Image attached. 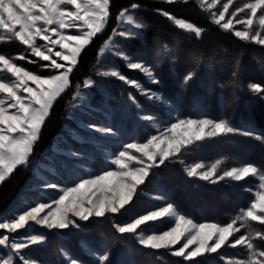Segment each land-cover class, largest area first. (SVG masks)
Segmentation results:
<instances>
[{"label": "snow or ice", "instance_id": "obj_1", "mask_svg": "<svg viewBox=\"0 0 264 264\" xmlns=\"http://www.w3.org/2000/svg\"><path fill=\"white\" fill-rule=\"evenodd\" d=\"M162 2L174 5L187 3L188 0H162ZM219 2L220 0H199L200 4L207 5L209 9ZM232 4L233 0H227L221 5L222 10L212 13L214 23L242 41L264 46V0H254L234 11H229ZM62 5H70L73 10L61 7ZM139 7L140 5L133 3L130 9L124 8L119 13L117 22L127 23L132 27L119 31L113 29L117 36L127 40L140 35L139 30L144 29L146 25L136 22L130 14L131 10ZM108 9L109 0H0V29L7 33L0 35V41L12 39L19 41L31 50L32 56L47 62L40 65L41 68L50 70L47 76L40 75L0 54V71L7 72L12 77L7 81L0 78V183L6 181L18 166L28 167L34 146L40 140L42 128L50 116L54 103L69 87L70 73L77 64L81 52L93 37L102 32L108 21ZM245 10H248V15L240 18L238 13H243ZM156 11L179 30L194 34L198 39L201 38L204 32L201 27L183 18H177L169 11L163 9ZM258 12H260L259 27L256 28L254 18H257ZM240 24L244 25L243 30L236 28V25ZM66 29H75L77 34H65L61 31ZM53 36L56 38L53 39ZM37 39L45 43L37 44ZM111 40L112 38L109 37V41ZM57 47L58 50L54 51ZM113 49L117 57L126 61L128 69L139 71L153 84L160 83L151 64L135 60L120 50L116 44H112L109 50ZM103 51L104 49H101V52ZM57 58L65 63L58 62ZM18 59L23 61L26 57L20 55ZM100 75L118 78L147 99L164 102L161 93L146 89L140 81L130 79L116 69L102 72ZM235 75L234 72L233 76ZM191 78L192 74H187L184 82L187 83ZM93 86L95 81L91 79L84 81V88ZM248 88L255 94H264V87L260 84L252 83ZM128 97L139 107L135 96L129 93ZM73 99L82 100L83 96L77 91ZM74 107L79 109L81 105L74 104ZM84 107L87 108V105ZM140 118L150 121L153 116L145 114ZM74 119L85 131L95 132L101 136L116 135V131L110 126L91 124L80 120L79 117ZM178 129L181 130L179 133ZM65 131L70 129L66 128ZM228 135H241L264 141V136L257 135L254 130L235 127L226 120H216L206 116L199 119H179L170 123L159 135H152L146 143L124 144L122 150H118L110 159V163L117 166V170H106L93 178L80 179L70 186L45 181L37 190L44 192L54 189L60 193L58 198L49 202L29 203L24 210L0 220V230L17 233L18 230L30 228L32 224L48 230H64L69 226L78 228V220L88 221L93 216L104 217L107 213H121L139 195V186L145 183V178L153 168H158L170 160L184 164L181 156L190 145L211 137ZM130 150H134L139 155L132 154ZM67 155L84 159L82 154L75 151H69ZM132 162L139 166H131ZM220 165V160H216L211 165L203 163L187 165V176L212 184L225 178L241 181L248 177H259L260 181V191L254 192L255 198L250 205L242 208L240 214L231 223L223 226L217 223H194L191 218L178 212L173 202H166L156 209L134 217L130 222L116 225L118 232L137 233L141 226L167 219L171 220V223L159 233L153 232L149 235L140 233L139 243L151 249L172 250L171 255L183 257L186 261H191L204 253H216L225 246L230 248L239 246L247 250L248 258L238 261V264H264V250H260L252 242L254 238L264 241V232L256 231L254 237L248 233L235 235L240 233L242 228L249 227L250 221L264 225V171L253 163H245L218 174ZM156 199L167 200L165 196H158ZM45 239L41 234H29L24 237L0 234V248L9 250L6 255L0 253V264H16L14 257L18 258L19 264H36L34 260L26 257L24 250L43 244ZM178 244L180 246L175 247ZM98 258L106 261L108 255L105 253ZM70 264H79V262L70 259Z\"/></svg>", "mask_w": 264, "mask_h": 264}, {"label": "trees", "instance_id": "obj_2", "mask_svg": "<svg viewBox=\"0 0 264 264\" xmlns=\"http://www.w3.org/2000/svg\"><path fill=\"white\" fill-rule=\"evenodd\" d=\"M133 3L140 7L131 10L132 14L146 27L139 36L123 40L122 44L125 52L151 64L154 74L160 79L159 84L149 82L139 71L128 69L122 59H118L119 66L117 61L112 63L111 60L99 59L102 45L118 24L117 16L124 8L130 9ZM157 9L169 11L176 17L201 27L204 29L201 38L179 30L161 16ZM108 10L109 21L106 29L93 37L81 52L70 74L69 87L54 103L29 162L53 144L67 119L77 86L92 77L94 69L99 65L106 68L116 64L127 77L139 79L145 86L158 88L173 103L174 112L178 116L225 119L235 127L251 129L257 135L264 136V94H255L248 88L252 83L264 87V46L242 41L230 31L222 30L197 0L174 5L163 3L162 0H109ZM2 46L7 48L3 51L5 54L25 66L41 73L49 71L40 67L46 62L32 55L29 56L30 60L36 63H29L30 60L27 59L19 60L18 55L29 51L19 41L3 43ZM189 73L192 78L185 83L184 77ZM110 89L116 96L111 94L113 99L125 97L129 92H133L136 98L139 96L138 91L131 86H114ZM227 155L229 160L254 162L264 171V141L241 135L211 137L189 146L181 156L184 164L176 160L166 161L156 169V175L151 173V180H146L140 188L155 187V183L159 182L196 221L231 223L240 214V210L248 207L255 198L257 177H248L241 181L225 178L212 184L187 176L185 168L187 159L194 162L205 159L214 161ZM31 175L29 167L18 166L0 184V214L6 212L14 199L21 194ZM177 185L180 187L178 190ZM138 193L134 202L121 213L90 217L88 221L78 220V228L71 226L70 229L59 230L57 252L68 251L79 264H226L222 259L224 254L232 253L235 256L236 249H244L239 246H225L211 255L204 254L199 259L186 261L183 257L171 255L172 250L151 249L141 245L135 233L120 234L115 226L128 222L143 210L147 195L141 191ZM249 227L250 233L264 232V225L257 223L255 227ZM71 242L79 245L78 253L71 248ZM260 244L264 250V241H260ZM90 252L95 255H90ZM105 253L108 259L99 260L98 257ZM64 264H67V259Z\"/></svg>", "mask_w": 264, "mask_h": 264}, {"label": "rangeland", "instance_id": "obj_3", "mask_svg": "<svg viewBox=\"0 0 264 264\" xmlns=\"http://www.w3.org/2000/svg\"><path fill=\"white\" fill-rule=\"evenodd\" d=\"M197 1L199 2V0ZM226 2L227 0H220V2L211 9H209L207 5H202L200 3L199 4L210 15L211 19L213 20L212 13L216 12L217 10H222L221 5ZM252 2H254V0H233V4L230 5L229 11H234L236 8L242 7L245 3H252ZM61 7H67L69 10H73L70 5H62ZM130 14L133 16L136 22L141 23L139 20H137L134 17L132 12ZM246 15H248V10H245V12L243 13H238V16L240 18H244ZM259 15L260 12H258L257 18H254V26L256 28L259 27V20H258ZM108 21H109V16H108ZM108 21L102 31L106 29ZM53 27L56 26L53 25ZM130 27L132 26L128 25L127 23H122V24L118 23L117 26L114 27V29L119 31ZM236 28L239 30H243L244 25L242 24L236 25ZM61 31H63L65 34H77V31L75 29H66ZM139 31L141 34L143 29ZM0 35H7V33L4 30L0 29ZM110 37L112 38V40L109 41L108 38L102 45L101 49H104V51L101 52L100 49L99 59L100 61H105V60H111V62L117 61L116 63L119 66L118 59H122V58L117 57L114 54L115 49L113 50H109V49L112 48V44H116L119 46L120 50L125 52V48L123 47L122 44L123 40L125 39L117 36L114 32H112ZM55 38L56 37L53 36V39ZM14 40L15 39L0 41V54L5 55L6 57L12 59L14 63L26 68L29 71L47 76L50 70L47 73L38 72L36 70H33L25 66L22 62H18L15 58H12L11 56L3 52L7 48L5 46H2V44L7 42H12ZM44 43H45L44 41H40L39 39H37V44H44ZM106 44L108 45V47H106ZM28 50L29 51L26 54H21V55H24L27 60H30L29 56H31L30 54L31 50L30 49ZM55 50H58V47L54 49V51ZM125 53L133 57L137 61L145 62L141 58H137L133 56L132 53H128V52ZM19 56L20 55H18L17 57ZM57 61L60 63H65L63 61H59V58H57ZM117 65L114 64L112 67L108 66L106 68L104 65L97 66V68L94 69V74L92 75V77L87 78L95 81V86L86 89L83 87L84 83L80 85L77 91L81 93L83 99L82 100L77 99L75 101L73 99L71 104L72 106L68 112L67 119L65 120L61 132L58 133L57 136L55 137L53 144L50 147L46 148L41 154L36 156L34 160L29 162L28 167L29 170L32 172V175L29 178V180L26 182L25 186L23 187L21 194L14 199V202L10 205L9 208L6 209V212L0 214V220L6 217H10L13 213H18L19 211L24 210L29 203L49 202L53 199H57L60 193H58L54 189H48L47 191L44 192L37 190L38 187L41 186L45 181L54 182L62 186H70L73 183L78 182L80 179L93 178L96 175L102 174L106 170H117V166L111 164L110 159L113 157L114 153H116L118 150H122V146L124 144L146 143L147 139L150 138L152 135H159V133L163 131L165 127L169 126L170 123L176 122L179 119H186V118L199 119L201 117H205V116H201V117L178 116L174 112L175 106L173 105V103L170 102L166 97H164L158 88H155L153 86L151 87L145 86L144 82H142L139 79H135V80L140 81L141 84L146 89H151L153 91L161 93L164 98V102L149 100L144 95H141L139 92H138L139 96L137 98L133 94V92H129L133 96H135L136 101L139 104V107H137L136 104H133L132 101L129 100L128 95L125 97L113 99L111 97V94L113 97L116 96L113 94L110 87L119 86L121 88H124L126 86L127 88V86L129 85H126L123 81L120 82L118 78L110 77V76L105 77L100 75V73L105 71H111L112 69H116L120 71ZM0 78L5 79L6 81L12 79L9 73L3 71H0ZM74 104H79L81 105V107L79 109H76L74 107ZM85 105H87V108L84 107ZM145 114L152 115L153 119L150 121H145L141 119L140 117ZM74 117H79V119L82 121H87L91 124H95L99 126H110L116 131V135L101 136L100 134L95 132L85 131L78 126ZM206 117L216 119L209 116ZM216 120H225V119H216ZM66 128L70 129V131H65ZM177 131L179 133L181 130L178 129ZM69 151H75L82 154L84 159L81 160L70 157L69 155H67ZM130 151H132V154L134 155H139V153H135L134 150H130ZM228 157L229 155L220 158L221 165H220V169L218 170V174L223 170L230 169L231 167H239L245 163L255 164L254 162L248 160L246 161L241 159L229 160ZM186 161L187 162L185 164V168L187 165H193L195 163H203L205 165H211L212 163L216 162V160L210 161V159H205L203 161L197 160L196 162L187 159ZM131 166L138 167L139 165H136L134 162H132ZM156 169L157 168H153L150 171V174L153 173L154 175H156ZM151 178L152 175L146 177L145 181L151 180ZM257 179H258V184H257V189L255 191H260L259 177H257ZM140 187L141 186H139L138 191H141L142 193H145L147 195L146 203L143 204V208H142L143 210L142 212H140V214H144L148 210L156 209L162 206L166 202H173L174 206H176L177 208V211L183 215H186L188 218H191L194 223H217L222 226L225 225L216 221H207V220L196 221L191 215L187 213V211L183 210L177 204V202L172 197L170 191L159 182L155 183V187L143 188V189ZM176 189L177 190L180 189L179 185L176 186ZM158 196H165L167 200L161 201L159 199H156V197ZM53 210L55 211V205H53ZM45 211H47V209ZM140 214H137L136 216ZM131 220H129L128 222H130ZM170 223L171 220L166 219L163 222L158 221L154 224L153 223L146 224L144 226H141V228L137 230V233H135V235L138 237L140 233H143V235L153 234V232L159 233L160 231L168 227ZM249 224L251 225L249 228H253L256 226L257 222H254L253 224L249 222ZM236 226L238 227L239 224H237ZM69 227L71 228V226ZM58 231L59 230L56 229L48 230L42 226L32 224L30 228L18 230L17 233H7L6 230H0V234H8L10 237H14L17 235L24 237L29 234L44 235L46 239L43 244L38 246H33L30 249L24 250L26 257L29 258L30 260H34L36 264H64L66 259H67V264H70V259L73 258L71 257L68 251L60 250L59 252H57V239L59 238ZM245 232L254 237L256 231H252L250 233L248 227H246L245 229L242 228L241 232L236 233L235 235L239 236L241 234H245ZM260 241H261L260 239L254 238L252 242L256 245L257 248L263 250ZM181 243H183V241H181ZM70 245L71 248L76 251V253L79 252V245L77 244V242H71ZM179 246L180 245L178 244L175 247H179ZM8 251H9L8 249L0 248V253L4 255H6ZM236 252L237 254L235 256L232 253L224 254L222 256L223 261L226 264H238V261L240 260H247L248 254L245 248L243 250L236 249ZM90 253H91L90 255H93L92 252ZM204 254L211 255L212 253H204ZM14 259H16V264H19L18 258L14 257ZM196 259H199V257L193 258V260Z\"/></svg>", "mask_w": 264, "mask_h": 264}]
</instances>
